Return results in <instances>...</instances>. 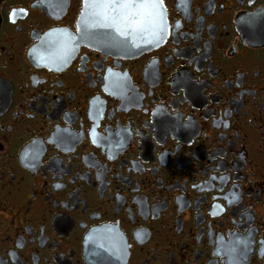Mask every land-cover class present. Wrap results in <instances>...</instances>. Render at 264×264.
I'll return each mask as SVG.
<instances>
[{
  "label": "flooded vegetation",
  "instance_id": "1",
  "mask_svg": "<svg viewBox=\"0 0 264 264\" xmlns=\"http://www.w3.org/2000/svg\"><path fill=\"white\" fill-rule=\"evenodd\" d=\"M86 2L0 0V264H264V0Z\"/></svg>",
  "mask_w": 264,
  "mask_h": 264
},
{
  "label": "water",
  "instance_id": "2",
  "mask_svg": "<svg viewBox=\"0 0 264 264\" xmlns=\"http://www.w3.org/2000/svg\"><path fill=\"white\" fill-rule=\"evenodd\" d=\"M96 2L97 0H87L86 6L92 7L96 4ZM142 5L146 7L147 12V26L143 29V33H131L129 35H104L100 38L104 39L103 43L105 45H108V41L115 40L121 45L120 48L116 49L119 53L136 54L157 45L163 40L164 30L163 33H161V19L153 16L162 11L161 3L159 0H143ZM84 14H86V12Z\"/></svg>",
  "mask_w": 264,
  "mask_h": 264
},
{
  "label": "snow or ice",
  "instance_id": "3",
  "mask_svg": "<svg viewBox=\"0 0 264 264\" xmlns=\"http://www.w3.org/2000/svg\"><path fill=\"white\" fill-rule=\"evenodd\" d=\"M106 6V5H105ZM132 5H128V4H123V5H119L118 7H130Z\"/></svg>",
  "mask_w": 264,
  "mask_h": 264
}]
</instances>
